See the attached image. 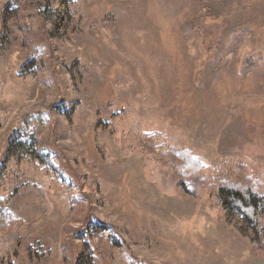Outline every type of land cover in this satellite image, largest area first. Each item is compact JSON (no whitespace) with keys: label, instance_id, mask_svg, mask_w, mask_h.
I'll use <instances>...</instances> for the list:
<instances>
[{"label":"rangeland","instance_id":"obj_1","mask_svg":"<svg viewBox=\"0 0 264 264\" xmlns=\"http://www.w3.org/2000/svg\"><path fill=\"white\" fill-rule=\"evenodd\" d=\"M33 139L0 264H264V0H0V168ZM179 151L245 166L256 230Z\"/></svg>","mask_w":264,"mask_h":264},{"label":"trees","instance_id":"obj_2","mask_svg":"<svg viewBox=\"0 0 264 264\" xmlns=\"http://www.w3.org/2000/svg\"><path fill=\"white\" fill-rule=\"evenodd\" d=\"M35 142L34 139L31 142H17L11 148L6 162L0 168V189L4 187L3 182L8 176L7 165L10 158L18 163L33 159L44 163L50 162L46 153L35 150ZM171 155L174 163L181 167L182 175L198 179L204 187L211 190L214 196L222 197V194H226L223 201L242 214L251 227L256 230L262 198L258 196L256 184L253 178L247 175L245 166L239 165L236 169L231 170L229 175H225L219 170L207 172L205 165L191 157L187 151L171 152ZM0 202L2 203V201ZM3 205L4 202L0 205V234L9 231L12 226H14L13 229L19 231L24 221L14 220ZM260 239L264 243L263 233Z\"/></svg>","mask_w":264,"mask_h":264},{"label":"crops","instance_id":"obj_3","mask_svg":"<svg viewBox=\"0 0 264 264\" xmlns=\"http://www.w3.org/2000/svg\"><path fill=\"white\" fill-rule=\"evenodd\" d=\"M43 260L44 259L42 258L41 262L40 261L39 262L43 263V264H47V262H44ZM20 261H22L21 264H36V263H38V261L37 262L30 261L25 254H22L20 259L19 258H17V259L15 258V260L12 261L11 264H19Z\"/></svg>","mask_w":264,"mask_h":264}]
</instances>
